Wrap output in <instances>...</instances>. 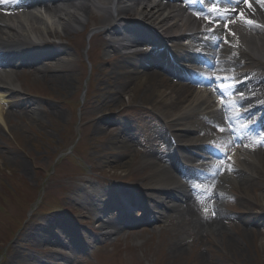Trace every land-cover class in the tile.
Instances as JSON below:
<instances>
[{"label":"bare ground","instance_id":"6f19581e","mask_svg":"<svg viewBox=\"0 0 264 264\" xmlns=\"http://www.w3.org/2000/svg\"><path fill=\"white\" fill-rule=\"evenodd\" d=\"M219 1L225 9L204 20L190 14L189 10H199L183 4L186 0H34L41 3V7L24 10H13L6 1L0 3V122L7 119L6 107L15 103L13 94L19 87L15 78L23 73L16 68L23 61L34 63V74L46 78L54 86H71L70 76L75 72L74 67L68 66L62 57L54 65L43 64V59L48 56L54 59L59 54L42 50L44 45L38 41L56 37L60 30L69 32L77 26L86 25L94 17L101 24V31L106 34V37H102L106 51H114L120 59L119 62L106 61L118 74L112 84L116 89L113 92L111 86L110 89L99 87L103 99L96 107L97 111L102 113L112 109L121 101L123 94L139 89L144 101L157 109L164 122L165 133L177 139V146L169 143L168 151L161 152L155 147L156 139L145 129V124L141 126L139 135H142L140 138H143L145 149L134 148L139 141L137 130L117 127L111 131L112 149L117 150L116 154L123 157L132 153L136 157L140 152L142 164L151 172L145 203L136 198L133 190L118 188V194L116 191L93 187L92 191L86 192L84 200L97 214L100 227L104 230L103 236L113 235L120 227H125L130 222L128 213L131 208L142 207L145 219L166 221L170 218L174 220L173 227L183 224L182 229L171 232L174 241L171 245L168 243L169 255L180 256L189 246V239H197L212 229L223 233L228 227L230 216L219 200L225 196L228 187L239 186L247 199L252 189L260 185L259 179L264 178V146H261L264 139L256 148L248 151L243 147L238 148L233 164L228 161L224 166L220 161H206L210 157L208 150H212L205 145V140L227 137L228 140L222 141L224 145L219 146L224 152L230 151L233 142L239 144L250 139V136L247 138L243 134L250 127L239 124L240 118L252 123L256 121L252 117L259 113L256 93L258 90L260 93L264 91V2ZM240 13H243L242 17ZM245 21H251V25ZM160 35H167L170 39L163 42L156 38ZM200 42L211 46L206 61L212 65V71L206 69V73H213L218 80L226 81L230 80L229 73L239 75L238 81L229 86V91L235 93L237 103L245 105L237 117L225 113L230 104L224 103L221 108H217L219 102H212L214 95L208 94V88L192 99L196 85H208L210 78H199L196 73L173 66L172 61L165 60L164 52L143 57L138 48L147 43L156 48L166 46L167 49L170 45L167 43H174L175 60L203 61L201 56L194 53L195 44ZM88 56L91 59L89 52ZM242 59L247 61L246 67L238 65ZM171 77L178 81H172ZM99 79L104 81L106 77L101 75ZM219 89L222 88L216 89L215 93L220 92ZM27 110V113L23 112L25 115H39L37 108ZM139 113L144 117V122L153 121L145 115L146 112ZM232 124L233 129L229 130ZM220 128L224 131L221 132ZM100 129L101 123L97 122L94 132L98 133ZM199 132H205L206 138L193 136ZM229 132L232 134L229 135ZM156 133L163 134V127ZM175 150L188 152L189 155H184V159L190 163L180 164ZM197 156H200L202 163H196L199 161ZM122 162L121 166H124L126 161ZM198 181L211 184L213 187L207 190L213 195L205 194V190L197 185ZM117 195L127 198L130 205H121ZM101 197L106 199L103 201ZM112 210L119 211L118 217L110 216ZM171 210L178 213L176 224V219L170 215ZM249 221L255 223L251 219ZM53 222L62 224L57 220ZM256 223L259 224L258 221ZM71 229L66 228L65 233L75 242L78 233ZM29 237L33 241H41L40 234Z\"/></svg>","mask_w":264,"mask_h":264},{"label":"rangeland","instance_id":"374dc122","mask_svg":"<svg viewBox=\"0 0 264 264\" xmlns=\"http://www.w3.org/2000/svg\"><path fill=\"white\" fill-rule=\"evenodd\" d=\"M55 36L56 41L42 50L56 52L58 57L48 56L41 62L54 65L59 57L65 58L75 69L71 86H54L34 74V63L21 64L16 68L23 73L15 78L19 84L13 94L15 103L6 107L7 119L0 122V264H264L263 177L247 199L239 186L228 187L219 200L230 216V226L223 233L212 229L189 239L180 256H170L169 246L174 241L171 232L183 224L173 227L170 218H142L139 208L131 209L128 225L113 235H102L96 214L84 200L86 192L112 191L125 183L144 201L151 172L142 164L140 152L136 157L116 154L111 131L129 127L139 137L145 124L161 151L168 149V133L157 109L144 101L139 89L123 94L112 109L97 111L103 99L99 87L116 89L112 84L118 74L106 61L120 59L114 51H106L102 44L106 34L94 17ZM101 75L106 80L100 81ZM201 90L194 91L192 99ZM30 108H37L39 115L23 113ZM140 111L153 121L144 122ZM97 122L102 129L95 133ZM162 127L163 134H157ZM193 136L201 138L202 133ZM140 137L134 148L145 149ZM110 214L118 217L119 211ZM170 215L178 218L172 210ZM66 228L77 231L75 242ZM39 234V242L29 237Z\"/></svg>","mask_w":264,"mask_h":264},{"label":"snow or ice","instance_id":"6c2138e0","mask_svg":"<svg viewBox=\"0 0 264 264\" xmlns=\"http://www.w3.org/2000/svg\"><path fill=\"white\" fill-rule=\"evenodd\" d=\"M2 2H3V0H0V3H2ZM237 2H238V3H246L247 0H237ZM258 2H264V0H258ZM240 16L242 17V16H243V13H240ZM245 22L248 23L249 25H251V21H245ZM219 91H220V92H223L224 89H219ZM233 106H235V105H233ZM226 107H227V106H226ZM219 130H220L221 132L224 131L223 128H220ZM261 146H264V142H261Z\"/></svg>","mask_w":264,"mask_h":264}]
</instances>
